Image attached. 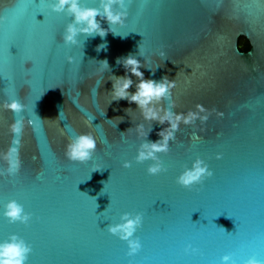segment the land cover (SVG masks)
<instances>
[{"label": "water", "instance_id": "95a60500", "mask_svg": "<svg viewBox=\"0 0 264 264\" xmlns=\"http://www.w3.org/2000/svg\"><path fill=\"white\" fill-rule=\"evenodd\" d=\"M49 2L0 0V104L15 98L32 120L21 138L18 175H0V241L13 233L23 238L31 247L26 264L264 258V0H126L125 23L114 26L120 35L78 36L77 46L63 43L71 18L52 12ZM81 3L96 7L98 0ZM239 38L248 41L247 52L239 51ZM129 54L144 64L145 79L174 80V111L199 104L210 113L206 122L180 125L168 153L157 154L166 171L155 176L146 171L152 161L135 162L143 138L134 127H151L146 139L155 142L167 125L127 114L134 103L111 101L109 77L125 75L117 60ZM104 60L110 70L101 72ZM128 75L134 92L137 78ZM15 118L0 108V154ZM84 133L97 143L91 160L68 161L65 144ZM196 158L212 176L181 187L176 177ZM124 161L131 167H122ZM5 167L0 159V170ZM9 200L31 214L27 225L3 216ZM125 212L143 217L134 234L142 247L133 257L106 230ZM186 245L198 252L185 253Z\"/></svg>", "mask_w": 264, "mask_h": 264}, {"label": "clouds", "instance_id": "9594fccd", "mask_svg": "<svg viewBox=\"0 0 264 264\" xmlns=\"http://www.w3.org/2000/svg\"><path fill=\"white\" fill-rule=\"evenodd\" d=\"M47 6L52 12L63 13L71 18L62 33L63 43L70 46H77L80 43L77 39L78 36L104 38L108 32L120 35L114 30V26H123L128 15L126 0H98L96 7L84 6L81 0H50ZM98 17L99 19H97ZM101 21H105L109 27L103 28ZM102 48H105L104 44L99 45L97 51ZM159 55L163 57L165 54L160 52ZM66 59L69 63L73 62L72 56H67ZM99 63L102 64L101 72L110 70L107 60ZM117 64L123 65L125 75L109 77L112 81L111 101L126 100L129 104L134 103L137 106L136 110L125 109L127 114L138 112L139 117L144 122H150L151 125L153 122L159 125H167L157 133L159 139L155 142L146 139L151 127L147 132L143 123H137L134 127L137 137L143 138L134 157L135 162L152 161L146 171L149 175H158L166 169L157 154L168 153L169 141L176 140L175 134L179 131L180 125H194L197 119L201 123L206 122L210 113L199 104L195 106V111L189 110L187 113L174 111L176 107L172 99V89L175 87L174 80H169L167 76L162 77L159 81L145 79L144 74L139 70L144 67V64H141L134 55L129 54L123 59H118ZM129 73L138 81L135 84L134 92L128 91L133 86V80L128 75ZM0 108L11 112L14 117H19L9 124L12 139L7 150L0 154V159L6 164V167L0 170V175L14 176L19 173L21 168V138L24 129L31 126L32 120L21 115L25 112V106L16 99L5 100L0 104ZM202 113L203 115H201ZM122 119V117L118 118V120ZM132 130L133 128H129L127 131ZM121 135L123 138V133ZM96 148V140L90 133L78 134L70 138L65 144L64 157L70 162L83 164L91 160ZM216 158L220 159V154H217ZM122 167H131V162L124 161ZM212 174L208 165L200 158H196L192 161L191 167H185L176 177V183L181 187L191 189L194 185L201 184L205 178L211 177ZM3 209V216L9 223L19 222L27 225L31 220V214L25 212L23 206L16 200L7 201ZM119 219V223L108 224L106 230L121 241H125L127 245L126 255L133 257L142 247L139 238L135 237L134 234L141 227L143 217L140 213L133 215L125 212ZM184 251L190 254L198 252L191 245H186ZM30 252L31 247L23 238L14 233L10 234L7 239L0 241V264H26ZM220 264H235V262L231 255L226 254L220 257ZM243 264H261V262L255 256H249L243 261Z\"/></svg>", "mask_w": 264, "mask_h": 264}, {"label": "trees", "instance_id": "16d2710c", "mask_svg": "<svg viewBox=\"0 0 264 264\" xmlns=\"http://www.w3.org/2000/svg\"><path fill=\"white\" fill-rule=\"evenodd\" d=\"M238 49L240 52H247L250 49V45L245 38L238 39Z\"/></svg>", "mask_w": 264, "mask_h": 264}, {"label": "snow or ice", "instance_id": "6c2138e0", "mask_svg": "<svg viewBox=\"0 0 264 264\" xmlns=\"http://www.w3.org/2000/svg\"><path fill=\"white\" fill-rule=\"evenodd\" d=\"M13 99H15V98H13ZM17 100V99H16ZM18 175V174H17ZM16 175H14L13 177H15ZM254 251V250H253ZM254 254H256L255 252H254ZM258 260H260V262H261V264H264V258H260V259H258Z\"/></svg>", "mask_w": 264, "mask_h": 264}]
</instances>
